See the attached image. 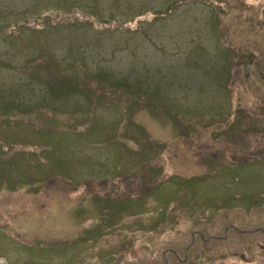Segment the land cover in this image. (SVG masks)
<instances>
[{
	"label": "rangeland",
	"instance_id": "rangeland-1",
	"mask_svg": "<svg viewBox=\"0 0 264 264\" xmlns=\"http://www.w3.org/2000/svg\"><path fill=\"white\" fill-rule=\"evenodd\" d=\"M98 260L264 264V0H0V264Z\"/></svg>",
	"mask_w": 264,
	"mask_h": 264
},
{
	"label": "flooded vegetation",
	"instance_id": "flooded-vegetation-1",
	"mask_svg": "<svg viewBox=\"0 0 264 264\" xmlns=\"http://www.w3.org/2000/svg\"><path fill=\"white\" fill-rule=\"evenodd\" d=\"M233 230H236V229H233ZM227 231H228V229L225 231V234H227ZM198 236V239L201 241V242H208V241H213V240H218V241H220L221 240V242H223V238H225L226 239V236H210L209 238H207V240L206 239H204V237H203V234L202 233H196V234H193V238H192V240H191V243H190V245H189V247L186 249V253L188 254L191 250H192V246L195 244V238H194V236ZM198 251L199 252H201V249H198ZM171 254H172V256L173 257H175L174 259H176V260H179V255H178V253L175 251V250H172L171 251ZM186 254V255H187ZM165 256V255H164ZM164 260V262L166 263L167 261H168V259L167 258H164L163 259ZM186 260V258H184V261ZM112 262H110L109 260H102V261H97L95 264H111ZM182 264V263H181ZM185 264V263H184Z\"/></svg>",
	"mask_w": 264,
	"mask_h": 264
},
{
	"label": "trees",
	"instance_id": "trees-1",
	"mask_svg": "<svg viewBox=\"0 0 264 264\" xmlns=\"http://www.w3.org/2000/svg\"><path fill=\"white\" fill-rule=\"evenodd\" d=\"M134 205H135V206H138V204H137V203H135ZM160 212H161L160 214H162V211H160ZM222 235H223V234H222ZM222 235H221V236H222ZM227 235H228V234H225V232H224V236H226V237H227ZM223 239H225V238H223ZM191 240H192V239H191ZM220 242H221V240H220ZM188 247H189V245H188ZM185 264H188V263H185Z\"/></svg>",
	"mask_w": 264,
	"mask_h": 264
}]
</instances>
